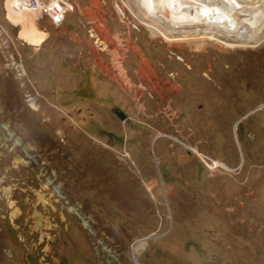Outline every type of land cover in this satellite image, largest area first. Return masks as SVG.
<instances>
[{"label": "rangeland", "instance_id": "rangeland-1", "mask_svg": "<svg viewBox=\"0 0 264 264\" xmlns=\"http://www.w3.org/2000/svg\"><path fill=\"white\" fill-rule=\"evenodd\" d=\"M6 2L0 264H264V149L249 156L246 135L259 115L233 131L245 111L228 113L237 100L264 101V43L169 44L122 23L117 0H78L61 27L35 12L49 36L36 50L18 39ZM103 20L110 32L97 30L119 35L113 57L88 36ZM241 148L244 169L201 162L209 151L238 163Z\"/></svg>", "mask_w": 264, "mask_h": 264}, {"label": "bare ground", "instance_id": "bare-ground-1", "mask_svg": "<svg viewBox=\"0 0 264 264\" xmlns=\"http://www.w3.org/2000/svg\"><path fill=\"white\" fill-rule=\"evenodd\" d=\"M29 1L7 0L8 20L19 28L18 39L38 50L49 36L36 26L38 10L31 7ZM124 1L120 0L122 7L129 11L138 26L142 25L150 36L160 37L169 44L183 42L196 50L206 44L254 49L264 43V0ZM88 34L96 35L94 27L88 29ZM30 103L38 109L33 101ZM146 188L150 191L152 187L146 185ZM81 222L86 226L82 218ZM143 240L139 239L131 247L130 258L134 261L136 257L132 254L141 248Z\"/></svg>", "mask_w": 264, "mask_h": 264}, {"label": "built area", "instance_id": "built-area-1", "mask_svg": "<svg viewBox=\"0 0 264 264\" xmlns=\"http://www.w3.org/2000/svg\"><path fill=\"white\" fill-rule=\"evenodd\" d=\"M27 3H30L31 7H35L38 10L37 14L39 17H45L55 27L63 26L65 21H66L67 15L69 13L75 12L79 6L78 0H30ZM113 9L115 10L117 16L119 17V20L122 23H124L125 21H131L130 23H127V24L134 23V25H132V27L135 26L134 29H138L137 23H135L133 18L132 19L129 18V16H128L129 12H128V10H126L125 8L122 7L120 0H117V2H115V4L113 5ZM95 22L89 27H95L96 28V35H88L92 41L93 46L97 50L105 52L106 54H110L112 57L116 56L112 53V51H113L112 48L114 46H113V43L111 44V41L115 42L117 40V38L119 39V37H118L119 35H116L117 38H115V36L106 37L103 29L100 28L97 30V28H98V26H101L103 28L105 26L107 31L110 32L107 22L104 20H103V22H101V21H99V22L95 21ZM99 30H100V32H99ZM105 33H106V31H105ZM107 36H109V35L107 34ZM118 48H120V47H118ZM119 51H120V49H119ZM116 63L118 64V60H116ZM189 149L193 153L197 154L196 150L192 149L191 147H189ZM209 161L211 163H213L211 160L208 159V157H206L204 155L201 156V162L203 164L206 162H209Z\"/></svg>", "mask_w": 264, "mask_h": 264}, {"label": "flooded vegetation", "instance_id": "flooded-vegetation-1", "mask_svg": "<svg viewBox=\"0 0 264 264\" xmlns=\"http://www.w3.org/2000/svg\"><path fill=\"white\" fill-rule=\"evenodd\" d=\"M234 102L235 99H231L229 100V102ZM238 102V100H237ZM237 102L234 103H229L228 104V113H232L235 116H239V114H241L243 111H245L242 116H240L238 119H236L233 123H235L236 125L238 124L239 120H241L242 118H247L250 116H254V115H259L258 118H256L255 120H253L247 129V137L251 139L252 142H255V140L257 138H260V136L262 135L263 131H264V101L259 100V101H253V102H248L247 100L242 101L243 102V108H239V104H235ZM241 101H239L240 103ZM243 109V110H240ZM259 118H262L261 122L259 125H257L256 130L252 131L251 126L256 123L258 121ZM232 123V124H233ZM259 141H261L259 139ZM260 149V148H257ZM220 165H222V168L224 170H227L229 172H233V170H231V168H229L228 166H226L225 164L220 163Z\"/></svg>", "mask_w": 264, "mask_h": 264}, {"label": "crops", "instance_id": "crops-1", "mask_svg": "<svg viewBox=\"0 0 264 264\" xmlns=\"http://www.w3.org/2000/svg\"><path fill=\"white\" fill-rule=\"evenodd\" d=\"M261 120H262V118H259L258 119V121L256 122V123H254L252 126H251V128H252V131H255L256 130V127H257V125H259L260 124V122H261ZM235 126H236V124L235 123H233L232 125H231V127H232V130L234 131V128H235ZM239 143V142H238ZM253 143H255V148H253V147H250V148H248V152H251V154L249 153V156H253L254 154H256V153H260L264 148V146H263V143H261L260 141H259V138H257L256 140H255V142H253ZM257 148H260V149H257ZM256 150H258V151H256ZM197 152H199L198 150H197ZM254 153V154H253ZM202 154H205L204 156H206V157H209V158H212V160H215V162L216 163H223V164H225L226 166H228L229 168H231V169H244V167L246 166V159H245V156H244V154H243V151H242V148H241V150H239V155H240V162H238L237 163V160H236V158L235 159H230V155L229 154H226V156H228L227 158L229 159V161H230V164H227V163H225V162H223V161H220V160H217V159H215V158H213V156L210 154V152L209 151H205L204 153H202ZM208 155V156H207ZM236 160V161H235ZM233 163V165H231ZM250 164L251 165H249V170H251L252 168H254V166L255 165H253V162H250Z\"/></svg>", "mask_w": 264, "mask_h": 264}, {"label": "water", "instance_id": "water-1", "mask_svg": "<svg viewBox=\"0 0 264 264\" xmlns=\"http://www.w3.org/2000/svg\"><path fill=\"white\" fill-rule=\"evenodd\" d=\"M113 112L117 115V117H119L120 120H122V121H126L127 120L126 115L122 111L114 109Z\"/></svg>", "mask_w": 264, "mask_h": 264}]
</instances>
